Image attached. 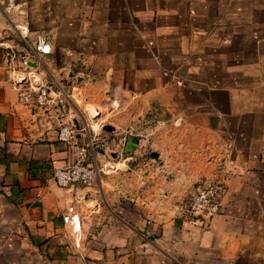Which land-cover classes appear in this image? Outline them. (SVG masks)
Wrapping results in <instances>:
<instances>
[{
	"label": "crops",
	"instance_id": "1",
	"mask_svg": "<svg viewBox=\"0 0 264 264\" xmlns=\"http://www.w3.org/2000/svg\"><path fill=\"white\" fill-rule=\"evenodd\" d=\"M10 8L49 38L53 76L82 59L79 90L87 74L118 86L128 111L97 137L98 196L79 203L51 180L74 151L18 103L0 48V264H264V0H0V38ZM217 176L219 215L186 225L194 181Z\"/></svg>",
	"mask_w": 264,
	"mask_h": 264
},
{
	"label": "built area",
	"instance_id": "2",
	"mask_svg": "<svg viewBox=\"0 0 264 264\" xmlns=\"http://www.w3.org/2000/svg\"><path fill=\"white\" fill-rule=\"evenodd\" d=\"M7 12L10 33L0 38V48L7 52L8 58L5 60V82L15 92L18 103L49 116L45 124L54 122L57 141L74 151L70 164L53 168L51 180L58 188L70 189L79 203L90 194L98 196L95 188L100 181L101 169L93 148L97 137L104 133L102 127L127 109V99L121 97L118 86L109 84L100 104L82 109L84 100L80 99L77 79L84 72L83 60L77 59L67 65L70 75L65 79L53 76L44 63L52 52L49 38L40 33L31 40L26 12L13 13L12 8ZM86 79L93 81L88 74ZM49 111L51 115L47 114ZM124 140L120 138L114 148H109L105 152L107 157L110 152L120 150ZM82 190L87 191L85 196ZM226 192L225 180L220 176L195 180L180 204L182 221L198 229L208 228L219 215ZM36 197L40 200V195ZM61 219L74 232L81 231V217L74 206H69Z\"/></svg>",
	"mask_w": 264,
	"mask_h": 264
},
{
	"label": "rangeland",
	"instance_id": "3",
	"mask_svg": "<svg viewBox=\"0 0 264 264\" xmlns=\"http://www.w3.org/2000/svg\"><path fill=\"white\" fill-rule=\"evenodd\" d=\"M91 77L95 79L94 76ZM118 92L120 93L121 97L126 98V96L122 94L121 89H119ZM80 96V99L84 100V103L83 101L82 103L80 102L83 106L82 109H89L95 107L97 106V104H100V102L104 99L103 91L99 88V84H93V82L91 83V81L85 87H82V89L80 90ZM127 111L128 110L126 109L122 113H127Z\"/></svg>",
	"mask_w": 264,
	"mask_h": 264
},
{
	"label": "water",
	"instance_id": "4",
	"mask_svg": "<svg viewBox=\"0 0 264 264\" xmlns=\"http://www.w3.org/2000/svg\"><path fill=\"white\" fill-rule=\"evenodd\" d=\"M6 59H8V58H6ZM31 66H33V65H31ZM77 82H80V79H77ZM113 130H114L113 127L110 125H107V124L102 127V131L105 133H111V132H113Z\"/></svg>",
	"mask_w": 264,
	"mask_h": 264
}]
</instances>
